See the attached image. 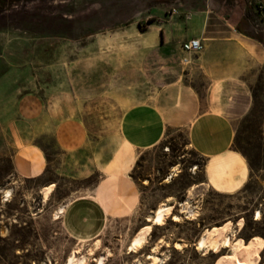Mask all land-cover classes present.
<instances>
[{
  "label": "rangeland",
  "instance_id": "1",
  "mask_svg": "<svg viewBox=\"0 0 264 264\" xmlns=\"http://www.w3.org/2000/svg\"><path fill=\"white\" fill-rule=\"evenodd\" d=\"M218 1L230 11L241 9L246 31L264 42V8L259 9L264 0ZM201 2L0 1V264H65L73 250L86 254L98 240L96 255H105L106 264H148L146 256L161 239V264H216L227 250L204 252L196 243L206 229L229 222L233 241L257 239L264 246V69L251 83L249 108L233 114V148L251 166L240 191L222 194L211 188L205 180V158L189 145L187 130L172 128L157 146L137 155L130 175L140 202L132 215L109 218L96 238L87 240H79L70 219L54 217L61 205L70 212L74 199L90 196L101 179L100 173L75 178L63 170L68 158L59 157V122L71 118L84 123V150L94 149L103 135L111 137L113 151L123 148L118 137L123 112L142 95L151 100L161 80L171 74L158 55V40L153 42L148 33L151 25L186 19ZM229 104L234 109L237 102ZM27 140L49 153L52 162L42 178L26 179L15 171L16 151ZM51 184L55 187L46 201L40 191ZM7 189L11 200H5ZM168 198L177 204L187 201L190 209L179 213L180 222L169 218L164 226H155L143 250L129 252L132 238L149 224L146 218ZM86 206L94 208L89 202ZM258 209L262 218L255 220ZM176 242L184 247L176 249ZM252 253L238 256L251 264ZM92 259L88 264H96ZM259 263L264 264V249Z\"/></svg>",
  "mask_w": 264,
  "mask_h": 264
},
{
  "label": "crops",
  "instance_id": "2",
  "mask_svg": "<svg viewBox=\"0 0 264 264\" xmlns=\"http://www.w3.org/2000/svg\"><path fill=\"white\" fill-rule=\"evenodd\" d=\"M244 23L245 16L241 9L230 11L225 2L202 0L197 12L186 19H172L161 25H151L148 33L153 42L158 40V55L171 74L161 80L151 100L142 95L123 112L118 128V137L123 148L113 151L111 137L103 135L102 139L97 140L94 149L84 150L83 147L88 141L84 123L71 118L59 122L56 127L59 157L68 158L67 166L63 170L75 178L101 174V179L90 196L74 199L70 212L66 207L60 217L56 218L63 222L70 219L79 240L96 238V233L105 226L109 218L127 217L136 211L140 193L130 173L137 155L157 146L172 128L187 130L189 145L205 158V180L215 191L234 194L247 184L251 176V166L245 156L233 148L236 137L233 114L244 112L250 106L248 93L251 83L255 80L256 72L264 69V42L250 35ZM194 37L202 39L204 49L198 54L190 55L192 62L185 65L183 57L187 54L182 51L181 45ZM231 100L237 102L234 109L229 104ZM132 155L134 163L129 165V156ZM69 160L77 162L72 163ZM51 162L48 151L32 140L25 141L14 157L15 171L26 179L45 176ZM117 165L132 183L131 197L127 204L118 198L114 189L109 191L107 185ZM50 186L55 187V184L44 188ZM42 190L40 193L43 195ZM87 202L94 205V208L86 206ZM163 203L172 204L175 210L177 206H181V203L173 202L172 198L161 204ZM155 210L146 218L149 224L140 228L132 238L128 245L129 252L137 253L146 247L147 244L137 251L129 249L133 240L145 229L151 228L148 243L154 227L164 226L153 223ZM159 242H163V239ZM96 243V247L89 250L94 251L89 257L95 263L98 257L104 256L106 259L105 255H96L100 249V240ZM160 243L146 256L150 260L148 264L163 263V258L157 253ZM227 252L216 264H233V260L223 261L225 257L234 258L231 251ZM155 256L161 261L154 262ZM235 258L249 264L238 255ZM134 263L143 264L141 260L132 264Z\"/></svg>",
  "mask_w": 264,
  "mask_h": 264
},
{
  "label": "bare ground",
  "instance_id": "3",
  "mask_svg": "<svg viewBox=\"0 0 264 264\" xmlns=\"http://www.w3.org/2000/svg\"><path fill=\"white\" fill-rule=\"evenodd\" d=\"M139 33H140V31H139ZM110 39H112V38H110ZM136 40H138V39L136 38ZM115 47H117V46H115ZM111 48H113L112 44H111ZM133 163H134V157L132 155V156H129V165H132ZM174 170H177V166H175ZM175 175H177V174L174 173L171 176H169L166 179V182H169L171 180V178H173ZM107 185L109 187V191H110V189H114V191L117 193L116 195L118 196V198L123 203H126V204L129 203V200L131 197L132 183L126 179V177L122 173L119 165H117V167L114 168V170L112 171V177L110 178L109 181H107ZM53 187L54 186H50V187L44 188L42 190L44 200L47 201ZM5 194H6V197H8L5 200H9L11 195H12L11 190L7 189L5 191ZM108 198H110V197H108ZM109 201H111V200H109ZM180 205L182 206L181 213H184L185 211H187L189 209V202L181 203ZM65 208H66L65 205H61L58 208V211L56 212L54 217L55 218L60 217V214L65 211ZM174 211H175V206H173L172 204H166V203L161 204L155 210V214H154V217L152 220L153 223L155 225H165L166 221L169 218H172V220H174L176 222H180L182 220L181 215L179 213H175ZM261 218H262V211L258 209L254 214V219L260 220ZM238 227H239V229H242L243 220L239 221ZM232 229H233V224L231 222H229V223L225 224L224 226L214 227L210 230H206L205 233L199 238V240L196 244L197 249L200 251H204V252H207V251L219 252L223 249L229 250L232 252L234 258L225 257L223 259V261L229 262V261L233 260V264H245L244 262L237 260L235 258V256L238 255L239 252L248 253L252 250L253 251L252 262H250V263L251 264L252 263L258 264L259 261L261 260L260 253L264 249L263 243L257 239H252L251 241H249L247 243H243L242 240H236L233 243V241H232L233 235H235V234L232 233V232H234ZM150 231H151V228L149 227V228L145 229L143 232H141L131 243L130 248H129L130 251H137L138 249L144 248L145 245L147 244L148 233ZM176 248L182 249L183 245L181 243H176ZM93 253H94V251H90L89 254L80 255L79 250L75 249L68 255L65 264H88L89 256L93 255ZM159 261H161V259L158 256H155L154 262H159ZM96 264H106L105 257L102 256V257L96 258ZM134 264H140V263H134Z\"/></svg>",
  "mask_w": 264,
  "mask_h": 264
},
{
  "label": "built area",
  "instance_id": "4",
  "mask_svg": "<svg viewBox=\"0 0 264 264\" xmlns=\"http://www.w3.org/2000/svg\"><path fill=\"white\" fill-rule=\"evenodd\" d=\"M264 8V3H259V9L262 11ZM176 12V10H174ZM182 51H184L187 56L183 57V63L188 65L192 62L191 56L192 54H198L204 49L203 41L200 37H194L189 40H186L181 45Z\"/></svg>",
  "mask_w": 264,
  "mask_h": 264
},
{
  "label": "trees",
  "instance_id": "5",
  "mask_svg": "<svg viewBox=\"0 0 264 264\" xmlns=\"http://www.w3.org/2000/svg\"><path fill=\"white\" fill-rule=\"evenodd\" d=\"M1 2H3V3H6V2H8V1H19V0H0Z\"/></svg>",
  "mask_w": 264,
  "mask_h": 264
}]
</instances>
